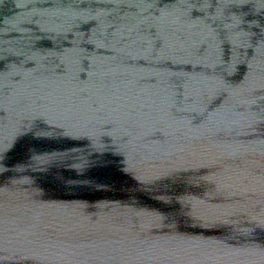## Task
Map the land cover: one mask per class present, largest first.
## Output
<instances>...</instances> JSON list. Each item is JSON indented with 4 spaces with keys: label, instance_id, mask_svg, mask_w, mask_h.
<instances>
[{
    "label": "water",
    "instance_id": "1",
    "mask_svg": "<svg viewBox=\"0 0 264 264\" xmlns=\"http://www.w3.org/2000/svg\"><path fill=\"white\" fill-rule=\"evenodd\" d=\"M0 264H264V0H0Z\"/></svg>",
    "mask_w": 264,
    "mask_h": 264
}]
</instances>
